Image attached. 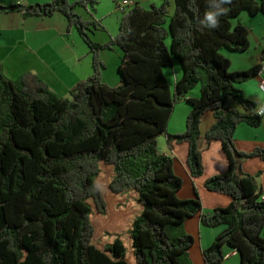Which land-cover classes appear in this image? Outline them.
I'll return each mask as SVG.
<instances>
[{
    "label": "trees",
    "instance_id": "16d2710c",
    "mask_svg": "<svg viewBox=\"0 0 264 264\" xmlns=\"http://www.w3.org/2000/svg\"><path fill=\"white\" fill-rule=\"evenodd\" d=\"M174 2L171 18L169 0L150 9L135 4L106 44L94 42L95 24L77 12L94 11L100 0L29 8L41 17L62 14L78 29L92 51L93 73L69 99L33 72L10 79L0 64V264H193L195 238L185 224L195 216L206 227L226 226L204 252L206 264L223 263L226 246L239 252L241 264H264V194L258 176L243 170L246 159L264 151L245 153L235 144L239 125L263 122L239 86L262 72L264 46L260 63L245 71H232L224 55L250 49V29L239 17L264 14V0H232L215 29L199 23L207 0ZM15 7L24 9L0 12ZM116 45L124 57L121 82L112 87L102 80L100 53ZM175 59L183 76L172 91L164 69ZM181 101L192 106L186 130L168 142L189 144L191 174L201 177V125L213 114L205 140L222 143L229 167L205 187L230 196L226 208L203 213L197 190L193 199L180 198L183 180L158 148Z\"/></svg>",
    "mask_w": 264,
    "mask_h": 264
},
{
    "label": "crops",
    "instance_id": "0c3cea01",
    "mask_svg": "<svg viewBox=\"0 0 264 264\" xmlns=\"http://www.w3.org/2000/svg\"><path fill=\"white\" fill-rule=\"evenodd\" d=\"M51 1L53 0H26L24 9L15 7L0 12V64L3 66L6 76L10 79L16 80L26 72H33L44 79L54 92L66 98L73 88L92 75L93 54L80 36L78 29L75 27L70 28L67 19L62 14L57 13L51 17L31 14L29 9L31 6L46 4ZM122 1H108V8L101 10L103 4L101 0L93 11L94 13L88 7H78L77 12L82 18L95 24L90 27L89 33L91 38L98 37L97 43L106 44L117 35L115 28L109 25L110 21H107V19L116 15V7ZM131 1L140 5L137 0ZM171 1L174 2V0ZM18 2L19 0H0V6H19ZM243 13L239 20L250 29L251 40V28L257 25L259 27L264 26V14L251 16L248 12ZM233 22L238 23L237 20ZM260 35L258 41L259 53L251 62V59L239 56L243 55L241 53H233L231 57L224 53L231 60L233 71H245L260 63L264 46V29H262ZM250 42L251 49L252 40ZM250 49L245 53H248ZM113 51L116 52L118 58L114 63V72H110V68L106 67L102 74L103 82L112 87L119 85L121 82L119 68L122 64L124 51L116 45L111 50L104 49L101 52L103 54ZM164 72L170 82L171 90L174 91L177 82L183 76L180 61L175 59L173 67L165 68ZM263 77L264 73H261L239 86L246 97L256 103V111H264V93L259 88L260 80ZM191 96L194 98L199 97L200 87L195 88L191 92ZM232 105L239 107L235 102H232ZM191 110V104L186 101H181L176 105L168 124L167 133L158 138V148L161 153L173 158L175 172L183 180V187L179 193L180 198L193 199L195 198V190H197L202 201L203 213H211L216 208L228 207L233 201L230 196L211 192L205 187V183L209 178L225 173L229 167L222 143L212 141L208 144L205 140L206 132L216 121L213 114L211 112L206 114L201 125L202 139L200 146L204 166V173L201 177L195 178L191 174L188 165L189 144L176 142L170 144L168 142V135L182 133L186 130V120ZM235 144L239 151L245 153H253L256 150L264 151V115L260 127L254 128L244 123L239 125L235 134ZM243 170L247 174L258 176V183L264 194V156L246 159L243 162ZM185 228L195 238V244L189 253L190 260L193 264H206L204 252L226 229V226L206 227L202 224L200 216H195L186 221ZM224 252L226 259L221 264H241V257L237 250L226 246Z\"/></svg>",
    "mask_w": 264,
    "mask_h": 264
},
{
    "label": "rangeland",
    "instance_id": "374dc122",
    "mask_svg": "<svg viewBox=\"0 0 264 264\" xmlns=\"http://www.w3.org/2000/svg\"><path fill=\"white\" fill-rule=\"evenodd\" d=\"M101 1V0H100ZM108 1L109 2H111V0H107V1H105V0H102V2H103V4L101 5L102 7H101V10H105L106 8H108ZM137 1H139V3H140V5L144 8V9H150L152 6H157V7H160L163 3H164V1L165 0H137ZM170 1V6H169V18H171V14H174L175 13V2H172L171 0H169ZM97 7V6H96ZM78 9V8H77ZM90 11L92 12V13H94L93 11H92V9L90 8ZM116 15H114V16H112V17H110V19H107V21H110L109 22V25H112V27L113 28H115V31H116V33H117V35H118V33H119V31H120V23H121V20L123 19V17H124V15H125V13L123 12V11H121V10H118L117 9V7H116ZM129 11V9L127 10V12ZM245 13H243V14H246L247 12L246 11H244ZM242 15V14H241ZM85 18H86V16H85ZM240 18V17H239ZM241 18H243V17H241ZM84 20V19H83ZM238 20V19H237ZM84 21H86V20H84ZM76 28V27H75ZM262 29H264V26L263 25H261L260 27L257 25V26H253L252 28H251V32H252V34H251V40H252V48L250 49V51L248 52V53H241V54H243V55H239V56H243V58H248V59H251L250 60V62L254 59V58H256L257 56H258V53H259V44H258V41H259V39H260V37H261V35H260V32L262 31ZM90 34V33H89ZM116 35V36H117ZM81 36V35H80ZM91 36V35H90ZM115 36V37H116ZM97 36H96V38L94 37V38H92L93 40H94V42H96L97 43ZM114 38V37H113ZM112 38V39H113ZM83 39V38H82ZM111 39V40H112ZM250 40V41H251ZM111 50V49H110ZM103 51V50H102ZM101 51V52H102ZM116 51V50H115ZM115 51H113V52H108V53H100V56H101V58H102V61L105 63V65H106V67L108 68H110L109 69V71L110 72H114V63L116 62V52ZM224 53L225 54H227V55H230V57L232 56V54L233 53H239V52H232V51H228V50H225L224 51ZM92 58H93V55H92ZM118 59V58H117ZM234 59V58H233ZM234 61H235V59H234ZM233 71V70H232ZM104 72V71H103ZM40 77V76H39ZM41 78V77H40ZM44 80V79H43ZM45 81V80H44ZM46 82V81H45ZM47 83V82H46ZM47 85H48V83H47ZM49 86V85H48ZM49 88L52 90V88L49 86ZM53 91V90H52ZM54 92V91H53ZM54 93H56V92H54ZM57 94V93H56ZM57 95H59V94H57ZM59 96H61V95H59ZM66 98H71L70 97V95L68 96V97H66Z\"/></svg>",
    "mask_w": 264,
    "mask_h": 264
},
{
    "label": "clouds",
    "instance_id": "9594fccd",
    "mask_svg": "<svg viewBox=\"0 0 264 264\" xmlns=\"http://www.w3.org/2000/svg\"><path fill=\"white\" fill-rule=\"evenodd\" d=\"M231 3L232 0H207L208 10L205 11L199 23L206 28L219 27V18L228 14L230 9L226 5Z\"/></svg>",
    "mask_w": 264,
    "mask_h": 264
},
{
    "label": "built area",
    "instance_id": "2783aa9c",
    "mask_svg": "<svg viewBox=\"0 0 264 264\" xmlns=\"http://www.w3.org/2000/svg\"><path fill=\"white\" fill-rule=\"evenodd\" d=\"M25 1L26 0H19L18 5L24 7ZM134 5L135 4L131 0H123L120 4H118L117 9L121 10V11H123L125 13V12H127L128 9H130ZM261 73H264V64H263V69H262ZM259 88L264 93V77L260 80ZM256 113L258 115H260V116L264 115V111L263 110H257Z\"/></svg>",
    "mask_w": 264,
    "mask_h": 264
}]
</instances>
